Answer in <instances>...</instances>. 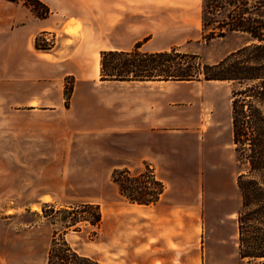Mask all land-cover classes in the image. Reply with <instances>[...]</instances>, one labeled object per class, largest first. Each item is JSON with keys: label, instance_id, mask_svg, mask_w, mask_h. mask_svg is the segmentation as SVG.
<instances>
[{"label": "crops", "instance_id": "0c3cea01", "mask_svg": "<svg viewBox=\"0 0 264 264\" xmlns=\"http://www.w3.org/2000/svg\"><path fill=\"white\" fill-rule=\"evenodd\" d=\"M38 1L49 11L46 18H37L22 3L0 0V203H36V149H73L74 141L84 148L85 139H98L110 149L113 169L147 165L164 184L156 204L130 205L144 208L143 216L146 212L150 218L146 239L151 243L140 245L141 263L171 264L176 250L190 240L188 231L198 216L196 191L190 194L187 188L195 180L182 178L192 173L187 165H177L182 149L178 128L189 123L176 112L179 93L158 87L169 82H96L88 75L87 60L96 55V76L102 51H130L136 44L150 53L170 50L163 36L172 28L167 32L155 11L185 14L195 0ZM79 10L84 11L79 14L82 27L91 26V32L80 34L71 52L61 48L62 41L48 51L36 49L38 36L65 35L66 23ZM134 11L151 12L137 16ZM69 75L76 80L66 104L64 79ZM211 107L207 140L211 149H223L220 133L229 128V120L217 106ZM232 190L238 191L235 178ZM42 197L55 200L47 192ZM133 246L135 257L138 249Z\"/></svg>", "mask_w": 264, "mask_h": 264}, {"label": "rangeland", "instance_id": "374dc122", "mask_svg": "<svg viewBox=\"0 0 264 264\" xmlns=\"http://www.w3.org/2000/svg\"><path fill=\"white\" fill-rule=\"evenodd\" d=\"M244 1L251 6L256 2ZM204 8L205 0H195L194 8L185 14H181L179 10L155 12L164 19L166 31L172 28L163 36L166 47L198 55L204 63L212 65L244 46L248 37L230 33L224 38L207 41L205 37L209 31L202 26ZM227 8L213 15L207 14L206 17L220 21L225 18ZM76 12L78 16L71 17L66 23L65 35L51 33L45 38L38 36V44L49 45L51 50L62 41L61 48L66 53L71 52L79 35L82 38L91 32V26L84 29L79 20V14L84 11ZM108 12L109 10H101L102 15H108ZM142 12L134 11V14L140 16ZM141 51L150 53L146 49ZM95 56L92 54L87 60L88 75L99 82V73L95 76L94 72ZM75 80L72 75L66 77L64 89L72 83L73 91ZM158 85L166 93L170 89L179 93L176 112L182 120L188 117L189 123L186 126L182 122L178 128L182 149H179L177 165H187L192 175L183 173L181 177H190L195 180L192 183H196L187 187L190 194L196 191V225L189 229L190 240L176 250L179 254L171 264H243L237 255L236 216L240 210V197L238 191L232 190V179H236L245 167L236 161L230 132L231 92L238 89V86L231 82L215 81L169 82ZM121 87L124 90L127 86ZM71 94L72 92L70 96ZM211 106H217L229 120V128L223 127L220 133L223 149H211L207 140ZM37 113L47 111L38 110ZM188 129L190 133L186 132ZM186 137L188 149H185ZM100 142L91 138L85 139L84 148L74 141L76 147L73 149H36V203H0V264H45L53 230L64 231L58 222L62 215H57L54 222L50 218L52 213L77 209L83 204L98 206L102 221L97 229L80 224V231H74V228L67 230L63 237L70 246L101 264H142L139 257L140 245L151 243L146 239L150 218L146 212L145 217L143 216L144 208L132 206L119 196L110 181V175L115 170L110 160V149ZM145 167L148 166H139L131 171L139 172ZM148 168L157 175L154 169ZM185 187L183 185L180 189L184 191ZM44 192L50 193L55 200L43 198ZM178 224L182 231V223ZM134 243L137 245L135 249H138L134 252L135 257L132 256Z\"/></svg>", "mask_w": 264, "mask_h": 264}, {"label": "trees", "instance_id": "16d2710c", "mask_svg": "<svg viewBox=\"0 0 264 264\" xmlns=\"http://www.w3.org/2000/svg\"><path fill=\"white\" fill-rule=\"evenodd\" d=\"M4 1L22 3L39 19L49 14L38 0ZM255 1L251 6L244 0H205L202 26L209 31L205 37L207 41L224 38L230 33L248 37L244 46L215 64H206L198 55L173 49L142 52L140 44L130 51H102L99 54L102 82L215 81L238 86L231 92L230 122L236 161L245 167L236 178L240 197V210L236 216L237 255L243 264H264V0ZM226 7L224 19H207V14L213 15ZM38 40H35L37 50L50 49L49 45H39ZM71 92L72 83L64 89L66 104ZM110 181L123 200L140 206L156 204L165 190L164 184L148 167L139 172L115 169ZM52 214L50 218L54 222L57 215H62L58 222L64 231L53 230L45 264H101L80 254L63 237L70 228L80 231V224L99 228L102 217L98 206L83 204L77 209L58 210Z\"/></svg>", "mask_w": 264, "mask_h": 264}]
</instances>
